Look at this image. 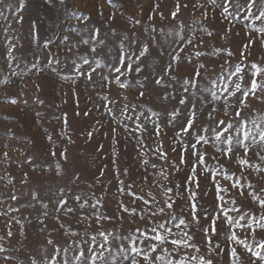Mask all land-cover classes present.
Segmentation results:
<instances>
[{
  "label": "rangeland",
  "instance_id": "obj_1",
  "mask_svg": "<svg viewBox=\"0 0 264 264\" xmlns=\"http://www.w3.org/2000/svg\"><path fill=\"white\" fill-rule=\"evenodd\" d=\"M198 2L204 7H194ZM221 2L217 0V4ZM20 4L21 0H3L0 4V247L6 249L0 252V264H30V256L51 248L49 239H69L64 235L66 229L60 227L62 223L83 234L85 225L77 223L78 217L92 213L119 216L121 203L139 207L140 202L133 204L129 193L143 195L151 189L161 200L154 185L166 183L173 188V194L177 184L183 185L188 165L176 172L171 163L179 160L180 138L173 136L184 117L169 122L172 109L182 106L171 98L162 99L169 92H176L174 82L169 88L155 83L170 56L153 52L141 62L143 72L124 74L121 79L128 84L127 89L115 84L105 87L103 77L112 79L114 73L109 68L115 63L121 44L131 51L139 47L140 40L147 42L150 35L162 39L161 32H171V41L178 25L183 24L182 34L194 37L197 50L208 53L201 61L213 68L243 60L242 67L247 72L249 62L264 64V36L246 27L248 21L243 18L224 19L221 8L208 0H23L22 7ZM173 12L178 13L175 19ZM205 12L207 18L202 15ZM259 26L258 22L255 27ZM9 43L15 47L10 49ZM90 46L96 47L99 55L91 53ZM186 49L191 54L192 49ZM229 52L233 55L228 56ZM85 57L91 67L83 64ZM55 60L59 63H53L56 71H52L47 65ZM77 67L92 78L77 74ZM92 68L96 71L92 72ZM183 71L191 72V66L183 67ZM140 91L144 92L143 98H138ZM176 95L178 98L179 93ZM125 104L129 108L121 114ZM127 116L139 117L136 123L144 124L147 131L126 130L125 125L129 130L136 127ZM172 147L177 152H171ZM157 148L168 154L167 162L158 159ZM162 172L168 180H164ZM245 175L256 182L254 172ZM205 189L208 194L202 195L198 207L203 205L211 212L214 190L206 176L201 179L199 193ZM179 191L183 192V186ZM61 196L67 204L57 212L56 202ZM76 196L81 203L87 201V206L81 209L73 199ZM231 198L225 194L226 200ZM181 203L177 199V204ZM93 204L97 205L94 209ZM68 207L75 212L65 214ZM230 215L235 218L237 213ZM90 223L98 227L94 218ZM103 223L111 228L109 222ZM128 226L126 222L125 227ZM219 227L218 223V230ZM233 231L243 236L240 229L234 227ZM192 232L196 233L194 242L201 248L200 253L193 254L206 256L210 250L204 249L202 234L195 228ZM213 243L221 245L219 255L206 256L213 264H229L230 247L239 253V264H264L242 246L228 241L222 232L213 238ZM248 243L255 247V241L249 239ZM6 256L9 259L5 260Z\"/></svg>",
  "mask_w": 264,
  "mask_h": 264
},
{
  "label": "snow or ice",
  "instance_id": "obj_2",
  "mask_svg": "<svg viewBox=\"0 0 264 264\" xmlns=\"http://www.w3.org/2000/svg\"><path fill=\"white\" fill-rule=\"evenodd\" d=\"M46 2L51 3V0ZM60 2L63 3L64 0ZM208 2L221 8L224 19L239 21L243 18L248 21L246 27L264 36V0H222L220 4H217V0ZM2 3L3 0H0V4ZM22 6L23 0L20 4V7ZM230 6L236 11H231ZM194 7L203 8L204 5L198 2ZM177 14L173 12L174 19ZM0 15H3L2 11ZM202 15L207 18L206 12ZM258 22L261 26L255 27ZM152 32H156V29H152ZM183 32L184 25L180 24L175 38L171 41L168 39L173 35L171 32H161L159 35L162 39L150 35L147 42L140 40L139 47L131 51L121 44L117 48L115 63L109 68V72L114 73L112 79L103 77V86L115 84L119 89H127L128 84L121 79L124 74L139 75L143 72L144 65L141 62L153 52L160 56H170L155 83L169 88L173 86L170 82H174L176 92H169L162 99L171 98L182 106L172 109L169 122L175 123L178 117H184L179 131L173 136V139L180 138L179 160L178 163H171L176 172L181 171L183 165H188L183 185H176L175 194L173 188L168 187L166 183L154 185L161 200H157L151 189L143 195L129 193L132 203L139 201L140 206L127 207L121 203L118 205L121 212L119 216L109 217L92 213V216L78 217L77 223L85 225L83 234L71 230L70 226L66 228L62 223L60 227L66 229L64 235L69 239L63 242L49 239L47 244L51 248L45 247L41 252L30 256V264H213V260L206 256L220 254L217 250L221 245L213 243V238L218 237L221 232L228 241L242 246L252 258L264 262V64L249 62L247 72L242 67L243 60L234 65L226 62L227 67L220 64L213 68L201 61L208 53L197 50L194 37L184 35ZM208 35H211V32H208ZM63 39L67 41L68 37ZM82 43L87 45L89 41L83 40ZM172 44L176 47L172 48ZM186 46L192 49L191 54L187 53ZM9 47L11 49L15 46L9 43ZM45 47L47 48L48 44H45ZM90 52L99 55L96 47L90 46ZM232 55L233 53H228V56ZM82 62L91 67L86 57ZM53 63L59 61H49L47 66L56 71ZM95 63L96 68H99L100 61ZM185 66H191V72L185 73ZM96 68H92V72H95ZM75 70L87 79L92 78L90 74L82 73L78 67ZM143 97L144 92L140 91L138 98ZM123 98L126 101L128 99L126 95ZM128 108L129 105L125 104L121 114ZM126 119L136 124V127L130 130L125 125L126 130L140 133L147 131L144 124L136 123L139 117L134 119L127 116ZM158 130L154 129V134ZM138 139L142 140V137ZM171 152H177V149L172 147ZM156 153L158 159L168 161V154L161 148H157ZM209 162H214L212 167H207ZM253 172L257 177L255 183L245 175H251ZM162 176L164 180L169 179L164 172ZM204 176L214 190L211 212L203 205L198 207L202 195L208 194L207 189L203 194L199 193ZM221 180L225 183L222 184ZM182 186L183 192H180ZM230 190L235 191L231 193ZM121 191L123 192V189ZM184 193L188 195L185 196ZM225 194L232 195V198L226 200ZM73 199L81 209L87 206V201L81 203L79 196ZM177 199L183 203L177 204ZM65 204L67 200L61 196L56 202V211L59 212ZM43 207L47 209L48 205L44 204ZM91 207L94 209L97 205L93 204ZM72 212H75L74 208L65 209V214ZM231 212L237 213V216L233 218ZM93 218L98 227H93L90 223ZM103 221L109 222L111 228ZM112 221L116 223L113 224ZM201 221H206L207 224ZM126 222L128 227H125ZM234 227L240 229L243 236H238L233 231ZM192 228L202 234L203 247L210 250L206 251V256L193 254L200 253L201 248L194 242L196 233L192 232ZM177 229L180 231L177 232ZM8 235L11 236V232ZM249 239L256 242L255 247L248 243ZM4 251L6 249L0 247V252ZM229 258V264H239L240 255L235 247L229 248ZM7 259L9 257L6 256L5 260Z\"/></svg>",
  "mask_w": 264,
  "mask_h": 264
}]
</instances>
